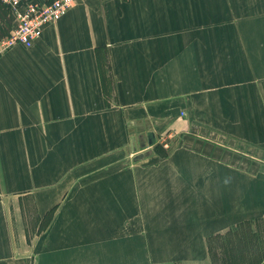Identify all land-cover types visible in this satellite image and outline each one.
Here are the masks:
<instances>
[{"label": "crops", "instance_id": "crops-1", "mask_svg": "<svg viewBox=\"0 0 264 264\" xmlns=\"http://www.w3.org/2000/svg\"><path fill=\"white\" fill-rule=\"evenodd\" d=\"M0 264H264V0H76L2 53Z\"/></svg>", "mask_w": 264, "mask_h": 264}, {"label": "built area", "instance_id": "built-area-1", "mask_svg": "<svg viewBox=\"0 0 264 264\" xmlns=\"http://www.w3.org/2000/svg\"><path fill=\"white\" fill-rule=\"evenodd\" d=\"M76 0H0L12 13L14 25L8 34L0 37V55L16 44L31 46L42 34L44 27L53 24L65 14ZM171 134H164L160 142L169 148Z\"/></svg>", "mask_w": 264, "mask_h": 264}, {"label": "rangeland", "instance_id": "rangeland-1", "mask_svg": "<svg viewBox=\"0 0 264 264\" xmlns=\"http://www.w3.org/2000/svg\"><path fill=\"white\" fill-rule=\"evenodd\" d=\"M4 14V17L0 21V37L5 35L13 28L12 15L5 7H0V17Z\"/></svg>", "mask_w": 264, "mask_h": 264}]
</instances>
